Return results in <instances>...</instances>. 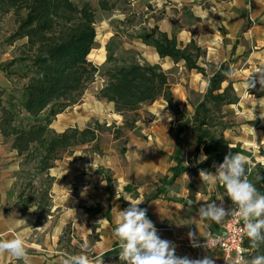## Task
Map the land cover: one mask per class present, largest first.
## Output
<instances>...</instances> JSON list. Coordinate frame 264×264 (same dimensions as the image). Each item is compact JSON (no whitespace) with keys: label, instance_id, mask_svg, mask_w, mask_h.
<instances>
[{"label":"rangeland","instance_id":"1","mask_svg":"<svg viewBox=\"0 0 264 264\" xmlns=\"http://www.w3.org/2000/svg\"><path fill=\"white\" fill-rule=\"evenodd\" d=\"M72 1L79 8L85 4H90L97 11L99 24L96 39L102 45L108 38V36L102 37L105 32L117 33L110 42L111 46L107 53V56L111 54L115 61L112 64L98 66L104 63L106 54L103 46L96 49L97 46L95 45V49L88 57L89 61L95 63L96 67L99 68L95 83L89 86L76 106L68 108L64 113L57 116L50 127L52 131L60 134L67 127L74 126L83 130L99 123L102 129L96 146L94 144L87 145L63 154L55 162L53 169L41 174L38 173L35 163H25V158L18 157L16 152H12L13 138L4 140L7 150L11 151L8 159H14L7 163L10 166L8 173L15 179L13 190L15 197L19 198L21 209L32 207V213L34 212L38 217L39 221L37 222H43V220H47L48 216H52L51 223L53 225H27L28 228L22 233L28 245L29 264H62L66 256L80 253L82 251L81 245L85 241L90 244L88 254L94 256L93 245L101 235L107 234L101 229V225H96L91 232H89L90 225L81 226L80 229H76L72 225H56L60 222L62 209H52L51 212V207L58 205L54 200V192L71 190L75 194L80 188L89 187L92 183V189L99 193L106 188L105 183H100L103 180V175L112 179L113 188L116 191L118 188L117 179L124 173V167L121 164L123 156L120 150L125 142H134L130 143L128 153L124 157L125 160L132 163L131 171L134 174L136 156L130 153L141 151L145 142H151L150 137H152V142L158 137L154 127L160 128L162 136L163 134L171 137L175 135L177 126L173 118L171 121L167 119V115H171L170 111L172 110L164 100L154 103L152 106L141 108L135 115L117 116L118 118L114 117L113 110L110 111L107 105L98 104L97 94L104 86L105 78L103 75L107 70L114 66H128L133 63L155 65L157 62L162 65L163 69L171 67L168 70L161 69L168 76L176 102L180 107H186L189 114L193 113L195 104L200 100V94H204L207 89V79L201 74L188 72L181 64L173 67L169 60H167L168 62L160 61L152 49L142 48L135 41L136 35L140 32L131 31V26L139 24L138 20L137 23L127 24H120L118 21L110 22L108 20L109 13H102L99 9L100 0ZM110 3L114 4L115 0H110ZM217 4H219L218 0L207 2L203 8L208 10V15L205 18L195 20L196 23L201 22V25H198L199 30H195L197 34L194 35V38L196 43H200L197 45H200L199 47L205 52L204 57L199 61V65L206 70L207 75L212 74L223 63H230V69L236 72V76L230 78V81L233 83L239 102L224 109L231 125V129L226 134L228 139L233 142L252 144V146L246 145L244 147L250 149V153L254 152L256 158L263 156L259 162L251 160L250 163L257 166L264 163V120L259 118V105H256L254 110V104L256 103L255 98L258 100L255 96L256 93H260L262 90L257 83L254 88L248 90L252 96L250 97L243 88V83L258 66L264 65V0H239L236 3L231 1V4L227 5L226 8L224 4L222 6L223 21L219 19L220 7ZM117 5L121 11L126 9V4L122 1ZM161 13L162 11L153 14L154 21L161 17ZM17 27V19L13 12L0 14V56L3 59L1 63L3 66L14 59L26 56V49L24 48L26 40L17 41L13 45L8 42ZM27 64L19 63L12 67L10 71L13 74L10 77L5 74L11 80V85L0 90V123L5 117L4 110L11 111L17 122L27 123L31 121L20 108L23 99V87L28 82L26 77L30 75ZM185 93L188 94L187 99ZM185 99L188 106H181L186 103ZM165 110L169 111L166 112ZM253 110L257 117L255 120ZM126 121L129 123L131 121L136 122L134 127L129 128L124 127ZM184 138L187 143L185 152L187 155H192L193 147L189 144L193 140L189 129ZM74 152H77L75 156H73ZM72 163L80 165L77 172L75 168H69L68 165ZM107 163L109 164L107 165ZM101 165L103 167L110 166L115 171L105 169L102 175H97L95 171ZM75 174H77L76 177ZM65 181L68 186H63ZM99 195L102 196L101 193ZM28 199H31V204L27 203ZM123 205L126 204L123 202ZM97 227L100 228V234L96 233ZM252 256L254 255L247 256V259ZM118 260L119 255H112L107 258V262L111 264H117ZM13 264H24V262L15 260Z\"/></svg>","mask_w":264,"mask_h":264},{"label":"trees","instance_id":"2","mask_svg":"<svg viewBox=\"0 0 264 264\" xmlns=\"http://www.w3.org/2000/svg\"><path fill=\"white\" fill-rule=\"evenodd\" d=\"M116 2L110 5L108 0H100L99 9L110 12L114 10ZM9 12H13L18 27L8 42L13 45L26 40V56L0 65V70L10 77L12 67L28 63L30 75L26 77L28 82L23 87L20 108L31 121L17 122L11 111L4 110L0 135L5 141L13 138L12 150L18 157L25 158V163H35L38 173L43 174L53 169L63 154L87 145L96 146L100 138L102 127L99 123L83 130L70 128L60 134L50 128L56 117L76 106L89 86L95 83L99 68L88 57L95 49L97 11L90 4L79 8L72 0H0V14ZM139 39L152 47L161 59H169L175 65L184 64L188 72H196L207 79L202 100L189 114L186 107H180L175 102L168 76L158 65L133 63L114 66L103 75L105 82L97 99L113 104L116 114L135 115L141 108L159 100H164L173 111L177 129L174 135V166L168 184L184 174L198 177L201 169L211 172L213 165L222 163L229 151L244 154L240 146L234 145L225 136L231 125L224 109L239 102L233 83L224 74L230 69V63L219 65L212 74L207 75L199 65L205 52L194 40L183 46L175 37H169L157 29L144 32ZM114 61V57L108 54L106 64ZM255 96L258 99L264 97V90ZM135 122L126 121L124 127L132 128ZM188 129L194 141L192 155L188 157H197L202 149L207 159L187 167L184 136ZM105 181L112 192V179L107 177ZM250 181L258 191L264 193V165L255 167ZM195 185V182L188 185L190 193H193ZM162 191V188L158 189L151 199ZM27 203L31 204V199ZM244 246L249 251L247 256L264 255V245L258 250L253 249L247 238ZM112 255L118 256L119 250L113 249L97 259L105 263ZM117 264H121L120 260Z\"/></svg>","mask_w":264,"mask_h":264},{"label":"crops","instance_id":"3","mask_svg":"<svg viewBox=\"0 0 264 264\" xmlns=\"http://www.w3.org/2000/svg\"><path fill=\"white\" fill-rule=\"evenodd\" d=\"M108 1L110 2V0ZM116 1L117 0H115V2ZM121 1L126 4V9L123 11H121L117 5V3H120ZM209 1L210 0H118L114 10L110 12H101L109 13L108 15L110 16L108 17V20L110 22L118 21L120 24H127L137 23L138 20L139 24L131 26V31L137 30L140 32L136 35L135 41L138 42L142 48L152 49L154 55L157 56L160 61L168 62L167 60L169 59H161L152 47L143 44L139 39V36L144 32L150 33L154 29H157L159 32L165 33L169 37H175L178 43L183 46H186L192 40L196 42L194 35L197 34V31L195 30H199L198 25H201V22L196 23L195 20L205 18L208 15V10L203 8V6ZM231 1L236 3L239 0H218L219 4L217 5L220 7V20L224 18L222 6L225 4L224 6L226 8L227 5L231 4ZM160 11H162L161 17L154 21L153 14ZM98 24V13H96V30H98ZM116 34L117 33L112 31L105 32L102 37L108 36V38L103 45L98 39H95V45L97 46L96 49L103 46L106 54L104 63L98 66L106 64L108 49L111 46L110 42L115 38ZM2 62L3 59L0 56V65ZM169 62L172 64L171 66H175L171 60H169ZM155 65H158L163 69L161 64L155 62ZM181 65L184 66V64ZM169 68L171 69V67ZM10 82L11 80H9L5 73L0 70V90L11 85ZM172 93L175 99L174 90H172ZM204 94H200V100H198L195 106L202 100ZM187 98L188 94H186V99ZM160 101L162 100H159L156 103ZM98 104L107 105L110 111L113 110L114 117H120V115L115 113L113 104L100 100H98ZM181 106H188V102L186 101V103H183ZM165 111L168 112L169 110ZM170 114L174 120L173 111H170ZM70 128L75 127H67L63 132ZM154 128L156 129L158 137H156L153 142L152 137H150L151 142H145L141 147V151H133L130 153L131 155L136 156V159H134V174H132L131 171L132 163L124 159L128 153L130 143L134 142L124 143L123 148L120 150L121 155L123 156L121 164H123L124 173L123 176H120L117 179L118 188L116 191H114V188L112 192L109 191L107 182L105 181L107 177L103 175V180L100 183H105L106 188L104 191L99 192L102 196L92 189V183H90L89 187L80 188L75 194H73L71 190L54 192V200L58 205L52 206L51 212L52 209H62L59 218L60 222L56 225H72L76 229H80L81 226L85 227V225H90L91 229L89 232H91L92 229H95L96 225H101V229L107 234L101 235L98 241L93 245V257L97 259L102 255L111 252L113 249H118L120 251L119 243L112 235V230L117 223L118 211L127 208L129 206L128 201L130 200H141L143 203L140 204L139 207L147 209V216L154 223L161 239L169 240L176 245L175 251L178 256H188L189 258L196 259L202 258L205 255H210L215 260V264H224V256L218 250H205L196 254L192 250L184 249L182 245L185 241L190 240L187 235L189 231L195 232L198 240L204 239L209 234H216L221 231L225 220L220 224L199 220L198 209L201 205L207 202L219 205L222 201L223 206L226 209H229L231 200L225 195V189L223 186L202 183L200 176L194 177L191 174H184L169 185L168 181L171 179L172 175L171 168L174 166V137L166 134H163L162 136L160 128ZM225 136L226 138H229L227 134H225ZM231 142L234 145H240L241 149L244 151V154L242 155L247 157L248 162H251V160L259 162L260 159H263V156L256 158L254 152L250 153V149H245L244 146H252L251 143L238 141ZM189 145L193 147L194 141ZM12 152L15 151L12 150ZM10 153L11 151L7 150V147L4 145V139L0 135V239H10L16 233H23L28 228L27 225H53L51 223V215L47 217V220L37 222L39 220L36 214L29 211L32 207L29 206V208L21 209L19 198L15 197L13 190L15 179L8 173L10 166H8L7 163L8 161L12 162L14 160L12 158L8 159ZM76 154L77 152H74L73 156ZM202 154L204 155L202 149L197 157H188L189 155L185 154V166L188 167L195 163H201L200 157ZM108 164L109 163H107V165ZM68 166L70 169L75 168L76 172L80 168V165H77L76 163H72ZM105 169L111 170L112 172L115 171L110 166L103 167V165H101L97 167L95 173L97 175H102ZM215 171L216 169L213 167L211 172L214 173ZM76 176L77 174H75V177ZM191 182L196 183L193 193H190L188 188V185ZM71 184H73L72 181ZM63 186H68L66 181ZM160 188H162L163 191L156 196V198L151 199V197L157 194L158 189ZM123 202L126 204L125 206L123 205ZM19 219L25 220L26 223H20ZM96 233L100 234L99 227L96 228ZM15 260V258L7 253L0 256V264H13L15 263ZM102 264L111 263L105 262Z\"/></svg>","mask_w":264,"mask_h":264},{"label":"clouds","instance_id":"4","mask_svg":"<svg viewBox=\"0 0 264 264\" xmlns=\"http://www.w3.org/2000/svg\"><path fill=\"white\" fill-rule=\"evenodd\" d=\"M224 74L229 78L236 76V72L232 69L226 70ZM257 83L261 86V90H264V65L258 66L243 83V88L249 96L248 90L254 88ZM255 100L254 110L256 105H259V118L264 120V97ZM254 110L255 120L257 117L254 115ZM167 119L171 121L172 116L167 115ZM253 132L256 137L254 129ZM206 159L207 157L202 154L201 162ZM247 164L246 156L229 151L222 163L213 165L216 169L214 173L204 169L199 170L202 183L224 187L225 195L231 200L232 207L226 209L222 201L219 205L207 202L199 207L198 216L200 221L217 224L222 223L228 216L237 217L242 221L238 228L239 233L249 239L253 249L258 250L264 245V193L258 191L248 179ZM128 202L127 208L118 211L117 223L112 230V235L120 246L121 264H215V260L210 255L196 259L178 256L175 251L176 245L169 240L161 239L154 223L147 216V209L139 207L143 201ZM29 211L33 210L30 208ZM19 222L26 223L23 219H19ZM187 235L193 247L205 249L210 247L207 241L200 245L195 232L189 231ZM81 248L80 253L66 256L62 264H100L98 259L88 254L90 244L87 241L81 245ZM5 253L23 261L24 264H29L28 245L22 233H16L10 239H0V256ZM227 264H264V255L245 259L238 253L234 259L227 261Z\"/></svg>","mask_w":264,"mask_h":264},{"label":"built area","instance_id":"5","mask_svg":"<svg viewBox=\"0 0 264 264\" xmlns=\"http://www.w3.org/2000/svg\"><path fill=\"white\" fill-rule=\"evenodd\" d=\"M260 164L264 165V163ZM255 167L256 165L254 163L248 162L246 170L249 180L255 171ZM231 207L232 202L229 209ZM241 224L242 221H240L237 217L228 216L225 218L219 233L209 234L204 239L198 240L200 245H203L205 241H207L210 245L209 248L205 249L203 247H193L190 240L185 241L182 247L187 250H192L196 254L205 250H218L224 256V264H227V261L234 259L238 253L247 259L249 251L244 246L247 237L238 231V228Z\"/></svg>","mask_w":264,"mask_h":264}]
</instances>
